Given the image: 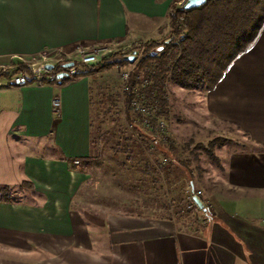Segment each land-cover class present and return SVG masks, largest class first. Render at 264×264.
<instances>
[{
    "label": "crops",
    "instance_id": "crops-1",
    "mask_svg": "<svg viewBox=\"0 0 264 264\" xmlns=\"http://www.w3.org/2000/svg\"><path fill=\"white\" fill-rule=\"evenodd\" d=\"M175 1L0 0V64L44 49L119 50L152 39ZM94 80L0 89V186L26 197L0 201V264H264V24L202 95L206 113L241 144L218 164L214 192L196 185L209 215L193 230L178 218L73 206L89 182Z\"/></svg>",
    "mask_w": 264,
    "mask_h": 264
},
{
    "label": "trees",
    "instance_id": "trees-1",
    "mask_svg": "<svg viewBox=\"0 0 264 264\" xmlns=\"http://www.w3.org/2000/svg\"><path fill=\"white\" fill-rule=\"evenodd\" d=\"M166 16L170 34L177 37L176 43L164 41L162 49L158 52L145 51L141 54L129 74L127 90L124 92L127 113L131 110V101L140 94L144 103L158 108L156 117L163 116L167 109L166 85L177 86L186 91H209L214 88L232 62L251 47L258 37L264 24V0H205L201 5L188 9L178 10L170 6ZM115 57L117 56H112ZM110 60L114 63L110 61L106 68L129 63L123 57ZM144 80H147V85H144ZM135 117L140 121V115L135 113ZM90 128V152L84 163L96 158L97 148L102 143L97 137L102 130L101 125L95 126L93 131L91 118ZM125 130L119 129L118 136L109 149L114 159L125 155V161L135 169L136 185L129 183L128 186L136 193L145 194L151 204L155 203L156 208L164 211L163 214L151 212L150 216L169 218L164 202L166 191L169 189L168 192L176 191L179 194L174 211L176 218L189 222L187 216H191L190 225L207 220L209 214L201 195L198 198L204 210H194L193 206L188 208L190 200L185 182L189 180L195 192L196 185L202 181V170L198 165L200 154H203L210 164L219 168L218 159L213 155L212 149L222 141L214 138L208 141L206 146L196 144L189 149V143L179 147L170 140L163 143L160 141V135L163 137V134L158 135L155 131L152 134L159 141H140L144 145L142 147L136 142L134 135L126 133ZM147 156L154 157V160L150 161ZM159 156H163L164 162L159 163ZM88 163L85 166H88ZM179 182L181 184L177 186ZM27 184L31 187V183ZM10 191L8 186H0V201H12ZM129 209L126 215L143 216L140 213L135 214V209L130 206ZM193 210L195 213L191 215Z\"/></svg>",
    "mask_w": 264,
    "mask_h": 264
},
{
    "label": "rangeland",
    "instance_id": "rangeland-1",
    "mask_svg": "<svg viewBox=\"0 0 264 264\" xmlns=\"http://www.w3.org/2000/svg\"><path fill=\"white\" fill-rule=\"evenodd\" d=\"M170 6L173 9L179 10V5L176 1ZM159 30V36L149 40L146 39L150 43L148 45L145 44L147 47L146 53L158 52L162 49L163 42L169 39L171 29L168 25L167 16L165 21L160 25ZM140 43L137 42L131 47L135 48V45H139ZM113 55L117 57L112 58ZM120 57L121 52L111 54L103 63L105 68H102L100 73L91 75L95 79L91 88L93 131H95V126L101 125L102 130L97 137L102 143L97 148L98 153L96 158L90 160L89 163L87 162L86 173L89 176V182L80 188L73 206L84 211L103 209L108 214L114 216L126 215L130 211L129 206L135 209V214L140 213L147 216H150L151 212L163 214L164 211L156 208L157 205L155 203L151 204L146 199L145 194L136 193L132 187L128 186L129 183L136 185L135 169H132V164L125 161V155H121L119 159H114L109 149L112 142L116 140L119 129L122 131L124 128L126 129V133L134 135L136 142L142 147L144 145L140 141L145 140L147 143L151 142V140H154L155 143L159 141L152 134L155 131L141 125L140 121L136 119L134 111L129 110L127 113L125 110V83L124 79L118 75V72L125 73L132 71L134 68L133 61L124 65L117 64L106 68V65L111 61L110 59H119ZM112 61L111 63H114ZM204 92L207 91H186L173 85L165 86L167 111L169 112L167 119H165L166 136L170 137V141L176 147L189 143V149L193 145L201 144L206 146L208 141L214 138L219 139L222 142L220 145L214 146L212 153L218 159V164L222 165L227 153L231 150H236L237 143L238 145L241 144V136L233 127L217 122L206 113L201 102ZM157 134L159 135V132ZM160 137V141L164 143L162 135ZM148 159L153 161L154 157L149 156ZM158 159L159 163H162L163 156H159ZM199 160L198 165L202 170V181L198 186H201L204 192L212 193L217 189L215 182L217 180L215 178L218 175V168L210 164L203 154H200ZM123 164L127 166L123 167ZM180 184L181 182L176 185L179 186ZM168 191L169 189L166 191L167 194H164V202L168 208L166 214L175 221L176 216L174 211L179 194L176 191L171 193ZM10 196L14 200L26 199L23 193L15 187H11ZM172 199H175V201H172ZM193 207L195 208L194 210H197L194 205ZM194 210L191 212V215L195 213ZM180 212L182 213V210ZM187 218L190 219L189 222L188 220H185V222L184 219H180L182 222L180 228H190V230L197 228V223H195L196 225L189 224L192 221L191 216H187Z\"/></svg>",
    "mask_w": 264,
    "mask_h": 264
},
{
    "label": "built area",
    "instance_id": "built-area-1",
    "mask_svg": "<svg viewBox=\"0 0 264 264\" xmlns=\"http://www.w3.org/2000/svg\"><path fill=\"white\" fill-rule=\"evenodd\" d=\"M176 2L179 5V9L183 8L182 5L184 0H177ZM176 40V36L170 35L165 43H176ZM140 42L139 45H135V48H132L131 45L130 47H122L119 50L112 45L102 44L91 48L74 46L70 49H64L62 47L44 49L28 56L14 55L11 57L9 63L0 64V89L61 86L75 81L82 76L100 73L104 61H106L111 54L119 52H121V57L125 60H127L128 57H132L133 64L135 65L141 54L146 51L147 47L145 44H150L146 40ZM48 65L51 66V69L46 68ZM130 72L131 71L125 73L118 72V75L124 79V90H127L126 82L128 81ZM143 83L147 85V80H144ZM52 106L55 112L58 113L60 107L59 100H53ZM130 108L141 116L140 123L143 127L157 131L160 134L162 133L163 141L170 140V137L166 136L165 129V119H167V114H169L167 109L163 113V117H156L155 113L158 112V108L154 105L151 106L144 103L143 97L140 94H137L135 99L131 101ZM162 162H164V159H162ZM73 164L80 165V160H74ZM187 189H189V187H187ZM193 195L198 197L200 191L193 192L192 196ZM192 196L188 197L190 200L188 208L194 205L191 200ZM258 224L264 227V218L259 219Z\"/></svg>",
    "mask_w": 264,
    "mask_h": 264
},
{
    "label": "water",
    "instance_id": "water-1",
    "mask_svg": "<svg viewBox=\"0 0 264 264\" xmlns=\"http://www.w3.org/2000/svg\"><path fill=\"white\" fill-rule=\"evenodd\" d=\"M204 1L205 0H184L182 7L184 9L196 7V6L201 5ZM127 60L129 62L133 61L132 57H128ZM67 66H70V65H67ZM46 68L47 69H51V66L48 65V66H46ZM190 192L192 193V188L190 189ZM191 200H192L193 204L195 205V207L197 209L204 210L203 209V205H202V203H201V201H200V199L198 197H196V196L193 195L191 197Z\"/></svg>",
    "mask_w": 264,
    "mask_h": 264
}]
</instances>
